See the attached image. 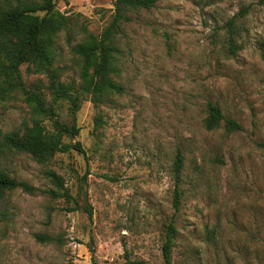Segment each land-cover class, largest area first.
Here are the masks:
<instances>
[{
	"label": "rangeland",
	"instance_id": "1",
	"mask_svg": "<svg viewBox=\"0 0 264 264\" xmlns=\"http://www.w3.org/2000/svg\"><path fill=\"white\" fill-rule=\"evenodd\" d=\"M56 4L78 23L59 34L54 68L79 84L72 47L103 33L115 0ZM129 15L116 34L123 92L98 105L87 98L75 114L66 103L60 110L80 127L66 141H81L85 153H57L45 164L26 153L2 157L35 191L18 187L0 198V264H124L127 256L165 264L172 220V264H264V0H157ZM22 72L28 83L49 82L26 65ZM209 102L241 129H207ZM29 123L24 101H0V132ZM51 170L73 198L48 193L57 187Z\"/></svg>",
	"mask_w": 264,
	"mask_h": 264
},
{
	"label": "trees",
	"instance_id": "2",
	"mask_svg": "<svg viewBox=\"0 0 264 264\" xmlns=\"http://www.w3.org/2000/svg\"><path fill=\"white\" fill-rule=\"evenodd\" d=\"M157 0H115V13L101 35L88 33L72 49L80 60V83L65 82L54 68L58 55V36L68 33L78 23L71 15L61 11L56 0H0V101L20 98L28 106L30 123L13 130L0 132V198L7 192L22 187L34 192L28 182L19 181L1 164L7 152L26 153L39 163L45 164L57 153L77 150L85 153L81 141H66L80 133L76 122H66L61 117L64 103L75 114L83 101L89 98L95 105L109 102L123 92V85L115 78L119 71L116 34L122 29V22L131 19L129 12L141 8H151ZM232 52L236 47L231 38ZM264 60V43L261 45ZM27 73L46 74L49 82L28 83L23 76L22 66ZM103 122L101 117L97 118ZM225 125L228 132L241 129L233 118L226 117L217 103L209 102L204 125L213 130ZM183 168V157L177 152L174 161L176 178L174 206L180 208L181 192L179 182ZM55 189H49L52 196L73 195L64 187L63 177L49 171ZM64 188V189H63ZM63 189V190H62ZM76 208H72L74 210ZM85 209L91 212L88 205ZM177 227L170 221L165 228L162 245L165 264H172L174 241ZM41 240L54 241L48 235H38ZM124 264H144V261L126 257Z\"/></svg>",
	"mask_w": 264,
	"mask_h": 264
}]
</instances>
